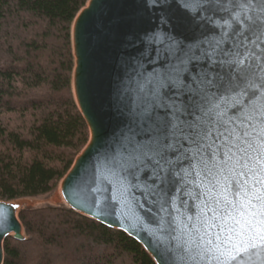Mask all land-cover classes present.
<instances>
[{"label": "snow or ice", "instance_id": "obj_1", "mask_svg": "<svg viewBox=\"0 0 264 264\" xmlns=\"http://www.w3.org/2000/svg\"><path fill=\"white\" fill-rule=\"evenodd\" d=\"M165 2L185 29L105 157L104 206L149 214L160 264H264V0Z\"/></svg>", "mask_w": 264, "mask_h": 264}, {"label": "trees", "instance_id": "obj_2", "mask_svg": "<svg viewBox=\"0 0 264 264\" xmlns=\"http://www.w3.org/2000/svg\"><path fill=\"white\" fill-rule=\"evenodd\" d=\"M84 1L0 0L4 200L52 192L86 143L88 130L69 84V26ZM20 219L27 239L6 240L4 264H154L122 232L69 209H25Z\"/></svg>", "mask_w": 264, "mask_h": 264}, {"label": "water", "instance_id": "obj_3", "mask_svg": "<svg viewBox=\"0 0 264 264\" xmlns=\"http://www.w3.org/2000/svg\"><path fill=\"white\" fill-rule=\"evenodd\" d=\"M74 15L69 26L73 61L69 84L88 130L87 140L52 194L0 198V264L5 262L8 238L26 240L22 210L45 207L69 209L122 232L160 264L159 234L153 235L149 214L131 201L116 200L105 207L110 185L99 177L105 157L121 154L122 133L127 132L147 81L167 67L160 41L183 33L185 19L176 4L165 0H85Z\"/></svg>", "mask_w": 264, "mask_h": 264}, {"label": "rangeland", "instance_id": "obj_4", "mask_svg": "<svg viewBox=\"0 0 264 264\" xmlns=\"http://www.w3.org/2000/svg\"><path fill=\"white\" fill-rule=\"evenodd\" d=\"M57 184V183H56ZM56 184H55V186H56ZM55 188V187H54ZM53 188V189H54ZM55 190V189H54ZM54 190H52V192L54 191ZM52 192H50V193H47V194H44V195H42V196H37V197H41V198H44L45 196H48V195H50V194H52ZM25 209H31V210H33L32 208H25ZM24 209V210H25ZM38 209H43V208H38ZM23 211V210H22ZM25 236H26V233H25ZM26 239H27V236H26ZM6 242V241H5ZM28 254V253H27ZM29 255H31V251L29 252V254L27 255V256H29Z\"/></svg>", "mask_w": 264, "mask_h": 264}]
</instances>
